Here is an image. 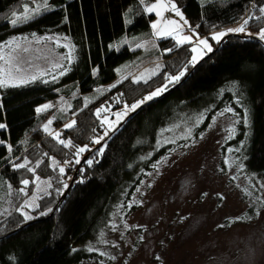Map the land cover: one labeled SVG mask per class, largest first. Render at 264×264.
Instances as JSON below:
<instances>
[{
    "label": "trees",
    "instance_id": "1",
    "mask_svg": "<svg viewBox=\"0 0 264 264\" xmlns=\"http://www.w3.org/2000/svg\"><path fill=\"white\" fill-rule=\"evenodd\" d=\"M172 1L188 31L212 41V52L193 64L191 44L165 40L156 75L107 88L135 54L152 55L140 41H129L148 31L154 18L141 0H0V47L49 36L67 39L71 47L53 74L0 86V124L6 126L0 128V264L99 263L95 249L102 233L114 217L139 209L135 196L156 165L198 142L222 112L235 130L219 149L221 175L235 171L264 180V41L212 38L249 17L245 29H264V0ZM25 9L31 18L13 25ZM163 87V95L146 101ZM59 99L70 103L68 113L37 111ZM140 101L141 109L104 137L98 110L117 112ZM38 180L49 184L25 219L22 206ZM260 207L258 197L238 223L254 220Z\"/></svg>",
    "mask_w": 264,
    "mask_h": 264
},
{
    "label": "rangeland",
    "instance_id": "2",
    "mask_svg": "<svg viewBox=\"0 0 264 264\" xmlns=\"http://www.w3.org/2000/svg\"><path fill=\"white\" fill-rule=\"evenodd\" d=\"M141 2L145 4L146 13L154 16L151 28L130 37L129 41H140L138 46L151 49L152 55L141 57V54H135L131 62L117 69V79L107 88H114L128 78L147 81L156 75L160 66L157 55L161 54L160 44L165 40L173 39L179 45L191 44L192 49H196L193 51V64L212 52L211 40L199 38L188 31L187 20L175 2ZM158 3L167 5V8L147 10ZM172 4L183 18L172 10ZM153 24L157 27L153 28ZM241 25L243 23L229 29H237ZM229 29L219 40L228 35L260 39L261 31L244 28V31L237 32ZM184 37H191V40ZM200 40H206L207 47ZM70 54V43L61 36L12 39L0 47V69L3 70L0 71V79L6 80L8 86H19L33 81V77H46L56 72ZM161 89L164 90L158 95L150 94L152 99L146 101L163 95L166 87ZM47 105L51 107H43L42 111L56 108L68 113L71 109L70 103L64 99ZM141 105L139 103L135 109L126 106L117 112L108 109L99 112L107 135ZM234 130L232 117L222 115L198 142L186 144L184 149L160 161L135 196L134 202L139 209L128 216L114 217L109 228L102 233L98 249H95L102 260L85 264H264V180L245 173L238 176L235 171L222 176L218 167L219 149L227 138L234 135ZM46 183L36 181V190L22 206L24 215H33L39 200L44 197L42 193L49 184L48 181ZM258 197L261 207L256 218L238 223Z\"/></svg>",
    "mask_w": 264,
    "mask_h": 264
},
{
    "label": "snow or ice",
    "instance_id": "3",
    "mask_svg": "<svg viewBox=\"0 0 264 264\" xmlns=\"http://www.w3.org/2000/svg\"><path fill=\"white\" fill-rule=\"evenodd\" d=\"M159 7L167 8V5H165V4H163V3L152 4L147 10L151 12V11H154L155 9H157V8H159ZM171 8H172V10L175 11V13H176L177 16H181V18H183V17H182V14L180 13L179 9L176 8L175 4H172V5H171ZM28 11H29L28 9H25V10H24V16H23L22 18H19V20L16 19V18L12 19V20H11V23H12L13 25H16L18 22H27L28 19L31 18V17H29V15H28ZM259 11L262 12V13H264V7L260 8ZM157 14L159 15L160 13L158 12ZM251 18H252V17H249L248 19H251ZM248 19L244 20V24L241 25V27H239V28H237V29H229V31H237V32H242V31H244V28H245V26H246L247 23H248ZM169 23H175V22H174V21H170ZM185 23H186V21H185ZM152 26H153V28L157 27V25H155V24H153ZM157 34L160 35V33H157ZM225 34H226V33H224V32L218 33V34H216V35L213 37V39H216V40L218 41V40H219L222 36H224ZM259 36H260V39H261V40H264V29L261 30V32L259 33ZM49 39H51V38H49ZM184 39H185V40H191V37H184ZM200 43H201V44H204V45L207 47V41H206V40H200ZM210 50H211V49H210V47H209V51H210ZM192 51H196V49L193 48ZM193 60H195V57H193ZM0 71H3V70L0 69ZM181 74H182V73H181ZM61 75H63V73H61ZM32 79L34 80L35 77H33ZM53 79H56V77H53ZM173 79H179V77H174ZM21 82L23 83L24 81H21ZM6 83H7L6 80L0 79V86H4V85H6ZM163 90H164V89H158L157 92L153 93L152 95H153V96H154V95H158V94H159L160 92H162ZM146 99H152V96H149V97H147ZM143 102H144V101H140L139 103H143ZM139 103H138V104H134V105H132V108L135 109L136 107H138V106H139ZM48 107H51V105H45V106H44V109H46V108H48ZM42 110H43V109H39V108L37 109L38 112H39V111H42ZM224 111H225V112H231V111H233V110H232L231 108H226ZM97 114H99V110H98V113H97ZM223 114H224V113L222 112L221 115H223ZM49 123H51V121H49ZM71 126H72V124L67 125V127H71ZM5 127H6L5 125L0 124V128H5ZM45 130H46V131L48 130V129H47V126H45ZM105 135H107V132H105ZM100 139H102V137H101ZM100 139L95 140V143H100ZM60 143L64 144L65 141L61 140ZM67 143H68L69 145L71 144L70 141L67 142ZM85 150H86V146L77 149V155H78L79 153L84 152ZM79 162H80L79 160H76V163H79ZM87 163H88V164H91L92 161H91V160H88ZM17 167H21V168H23V167H25V165H24V164H20V165H17ZM60 172L63 173V172H64V169H63V168H60ZM233 179H235V177H233ZM23 183H24L25 185H27V184L29 183V181L25 180V181H23ZM262 186H264V185H262ZM21 191H23V190H21ZM31 218H32V217L27 216V215L25 214V219H31ZM157 259H159V257H157Z\"/></svg>",
    "mask_w": 264,
    "mask_h": 264
},
{
    "label": "crops",
    "instance_id": "4",
    "mask_svg": "<svg viewBox=\"0 0 264 264\" xmlns=\"http://www.w3.org/2000/svg\"><path fill=\"white\" fill-rule=\"evenodd\" d=\"M226 30H228V29H226ZM226 30H222V31H219V32L214 33V34L212 35V38L214 37L215 34H217V33H221V32H225ZM218 41H219V40H218ZM218 41H215V42H218Z\"/></svg>",
    "mask_w": 264,
    "mask_h": 264
},
{
    "label": "water",
    "instance_id": "5",
    "mask_svg": "<svg viewBox=\"0 0 264 264\" xmlns=\"http://www.w3.org/2000/svg\"><path fill=\"white\" fill-rule=\"evenodd\" d=\"M139 109H141V108H139Z\"/></svg>",
    "mask_w": 264,
    "mask_h": 264
}]
</instances>
